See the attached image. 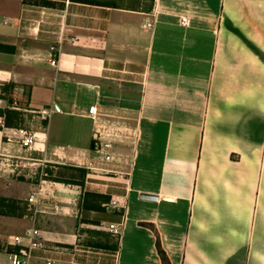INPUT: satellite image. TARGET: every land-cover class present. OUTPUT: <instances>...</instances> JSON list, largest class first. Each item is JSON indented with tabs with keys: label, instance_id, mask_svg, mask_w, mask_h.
<instances>
[{
	"label": "crops",
	"instance_id": "obj_1",
	"mask_svg": "<svg viewBox=\"0 0 264 264\" xmlns=\"http://www.w3.org/2000/svg\"><path fill=\"white\" fill-rule=\"evenodd\" d=\"M5 108L27 264H161L157 239L170 264H264V0H0ZM51 115L69 138L41 134ZM17 128L43 144L17 151Z\"/></svg>",
	"mask_w": 264,
	"mask_h": 264
},
{
	"label": "built area",
	"instance_id": "obj_2",
	"mask_svg": "<svg viewBox=\"0 0 264 264\" xmlns=\"http://www.w3.org/2000/svg\"><path fill=\"white\" fill-rule=\"evenodd\" d=\"M149 26V25H147ZM64 40V36L61 35L56 44L51 45L49 47L50 55H49V64L53 67H58L60 62V47L61 43ZM67 40L70 42H75L77 40L76 37H67ZM88 113L94 117L96 113L95 107H90L88 109ZM0 127H4L2 120L0 119ZM7 141L16 140L23 148L31 149L40 144H43L45 138L42 135L37 134L31 130L25 128H17L13 131V133L6 137ZM103 148H109V144H103ZM106 160H109L110 157L108 155L105 156ZM37 161L25 158L18 157H8L5 165L9 168L10 171L14 172L16 170L28 169L34 165H36ZM41 192L38 191L29 196L28 202L32 203L35 201L37 196H40ZM114 205V202L112 203ZM108 230L114 234H118L120 231L115 225H110ZM26 236L28 238V242L26 246L22 245V238L19 236L13 237V245L19 246L17 250H14L8 254L9 264H27V260L31 258V251L38 247L37 239L39 237V231L37 229H30L26 232ZM44 264H53L52 261L46 260Z\"/></svg>",
	"mask_w": 264,
	"mask_h": 264
},
{
	"label": "rangeland",
	"instance_id": "obj_3",
	"mask_svg": "<svg viewBox=\"0 0 264 264\" xmlns=\"http://www.w3.org/2000/svg\"><path fill=\"white\" fill-rule=\"evenodd\" d=\"M39 102H42L41 94L39 95ZM50 110H48L49 112ZM37 114H40L41 111L38 109ZM50 113V112H49ZM54 116H50L48 119V122L46 127L43 128L41 134L46 136L50 130V139L52 135L54 134L55 137L58 138H69V133L67 134L68 136L64 137L65 134L63 132H58L54 130ZM69 125V124H67ZM27 127L30 128L29 125ZM30 130V129H28ZM65 133V132H64ZM49 135V134H48ZM63 140V139H62ZM17 151L23 153L25 152V148H23L20 145H14ZM87 146H90V140L87 138ZM28 193V188L27 187H20L18 183H15L13 185H8L5 180L0 179V194L11 197V198H19L26 196ZM32 226V221L31 218L29 217H22V218H16V217H10V216H1L0 215V235L6 237V241L11 238L13 239L14 236H19L21 238H24V234L26 229L30 228ZM8 254L4 251H0V264H8V259H7Z\"/></svg>",
	"mask_w": 264,
	"mask_h": 264
},
{
	"label": "trees",
	"instance_id": "obj_4",
	"mask_svg": "<svg viewBox=\"0 0 264 264\" xmlns=\"http://www.w3.org/2000/svg\"><path fill=\"white\" fill-rule=\"evenodd\" d=\"M15 111L5 108L0 109V116L4 118L5 126H11L9 124V118L13 117ZM83 172V171H82ZM67 181V180H66ZM32 214L31 210L28 209L27 204L21 199H14L5 196H0V215L10 216L16 218L27 217ZM158 256L160 258L161 264H170L166 253L163 251L159 240H156L155 243ZM3 248V245L0 243V250ZM7 252H12L17 250V247H7Z\"/></svg>",
	"mask_w": 264,
	"mask_h": 264
},
{
	"label": "water",
	"instance_id": "obj_5",
	"mask_svg": "<svg viewBox=\"0 0 264 264\" xmlns=\"http://www.w3.org/2000/svg\"><path fill=\"white\" fill-rule=\"evenodd\" d=\"M141 198L148 199V200H155L156 199V197L151 196V195H141Z\"/></svg>",
	"mask_w": 264,
	"mask_h": 264
}]
</instances>
